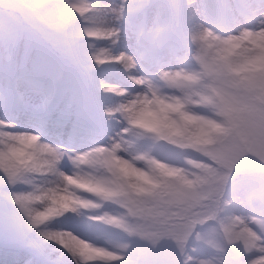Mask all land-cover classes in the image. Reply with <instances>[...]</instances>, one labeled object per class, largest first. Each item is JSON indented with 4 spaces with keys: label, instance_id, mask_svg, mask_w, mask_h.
<instances>
[{
    "label": "clouds",
    "instance_id": "9594fccd",
    "mask_svg": "<svg viewBox=\"0 0 264 264\" xmlns=\"http://www.w3.org/2000/svg\"><path fill=\"white\" fill-rule=\"evenodd\" d=\"M0 264H264V0H0Z\"/></svg>",
    "mask_w": 264,
    "mask_h": 264
},
{
    "label": "rangeland",
    "instance_id": "374dc122",
    "mask_svg": "<svg viewBox=\"0 0 264 264\" xmlns=\"http://www.w3.org/2000/svg\"><path fill=\"white\" fill-rule=\"evenodd\" d=\"M2 252H3V250H2V249H0V254H2Z\"/></svg>",
    "mask_w": 264,
    "mask_h": 264
}]
</instances>
